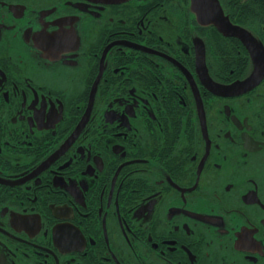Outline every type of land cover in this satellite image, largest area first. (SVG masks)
<instances>
[{
	"label": "flooded vegetation",
	"instance_id": "1",
	"mask_svg": "<svg viewBox=\"0 0 264 264\" xmlns=\"http://www.w3.org/2000/svg\"><path fill=\"white\" fill-rule=\"evenodd\" d=\"M0 264H264V0H0Z\"/></svg>",
	"mask_w": 264,
	"mask_h": 264
}]
</instances>
